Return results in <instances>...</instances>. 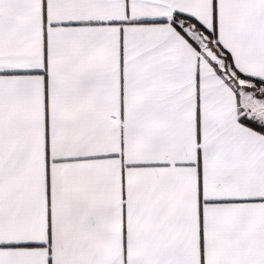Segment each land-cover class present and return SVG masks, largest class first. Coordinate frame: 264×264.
<instances>
[{
    "label": "snow or ice",
    "instance_id": "1",
    "mask_svg": "<svg viewBox=\"0 0 264 264\" xmlns=\"http://www.w3.org/2000/svg\"><path fill=\"white\" fill-rule=\"evenodd\" d=\"M0 264H264V0H0Z\"/></svg>",
    "mask_w": 264,
    "mask_h": 264
}]
</instances>
